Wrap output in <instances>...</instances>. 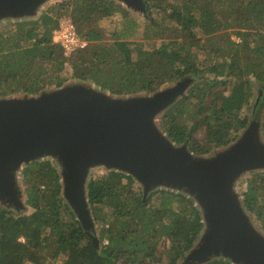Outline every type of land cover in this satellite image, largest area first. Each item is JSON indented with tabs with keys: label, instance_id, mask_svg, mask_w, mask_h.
Segmentation results:
<instances>
[{
	"label": "trees",
	"instance_id": "1",
	"mask_svg": "<svg viewBox=\"0 0 264 264\" xmlns=\"http://www.w3.org/2000/svg\"><path fill=\"white\" fill-rule=\"evenodd\" d=\"M164 1L145 0L149 14L154 6L163 15L144 34L160 40L155 48L137 43L133 49L119 29L101 24L117 13L127 16L116 0H63L37 19L3 24L0 97L37 95L70 77L118 95L152 93L190 78L186 93L159 116L176 144L208 154L236 141L261 114L264 133V96L252 111L255 84L264 92V0ZM63 16L89 41L71 55L53 39ZM22 177L33 210L17 213L0 205V264H49L60 257L63 264H178L204 229L185 193L159 188L143 199L131 175L110 171L88 182L97 247L65 202L50 159L31 162ZM247 182L244 204L264 228V172H252Z\"/></svg>",
	"mask_w": 264,
	"mask_h": 264
},
{
	"label": "water",
	"instance_id": "2",
	"mask_svg": "<svg viewBox=\"0 0 264 264\" xmlns=\"http://www.w3.org/2000/svg\"><path fill=\"white\" fill-rule=\"evenodd\" d=\"M50 1L0 0V26L37 19ZM117 1L149 13L145 0ZM190 81L118 95L75 79L37 95L0 97V205L24 212L22 170L50 159L61 176L65 202L99 247L87 190L92 171L104 167L131 175L143 199L159 188L193 198L204 229L178 264L214 259L264 264V232L236 190L244 174L264 170L262 114L228 146L196 155L159 125L160 114L186 93Z\"/></svg>",
	"mask_w": 264,
	"mask_h": 264
},
{
	"label": "rangeland",
	"instance_id": "3",
	"mask_svg": "<svg viewBox=\"0 0 264 264\" xmlns=\"http://www.w3.org/2000/svg\"><path fill=\"white\" fill-rule=\"evenodd\" d=\"M63 0H51L50 2H48L42 9L41 15L44 12V10H47L50 6H52L53 4H58L60 2H62ZM171 1H176V0H165L163 5H169V3H171ZM116 2L118 4L121 5V7L125 8L127 10V16L123 17L120 13H117L109 18H107L106 20L102 21L101 24L108 30H112L113 28H117L119 29V31L123 34L120 37L126 40H129L131 42V47L133 49L136 48L137 43L140 44H144L150 48H155L160 44V40H155V39H147L144 37V34L146 32L147 26L149 24V22H153L155 19L157 20H161V18L163 17L162 13L159 12V9L156 7H151L150 8V14H144L143 12L139 11V10H135L132 7H128L123 3H120L116 0ZM226 12L228 13V10H226ZM61 18H69L67 16H63ZM10 22V21H9ZM9 22L3 23V24H7ZM1 24V26L3 25ZM149 29H151V27H149ZM231 33V37L234 40H239V38L233 33V31H230ZM200 34V33H199ZM106 41H111V36L109 35L106 39ZM68 75H71V73L68 71ZM213 76V75H212ZM73 79V77H70V79L67 82H70ZM78 80V79H76ZM79 81V80H78ZM86 82V81H85ZM90 82V81H87ZM255 93H257V95L255 94L253 100H252V111H253V105L255 102H258L259 99L262 97V95H259V86L258 83L255 84ZM98 87V86H96ZM263 139H264V135H263ZM26 166H24L25 168ZM23 168V170H24ZM22 170V171H23ZM260 172H264V170L258 171V173ZM109 173V171H107L104 167H98L95 168L92 171V176L96 177V176H102L104 174ZM252 176V173L250 174H244L239 182L237 183V187L236 190L243 195V193L246 191L247 189V184H248V180L250 179V177ZM21 188L23 190V201L25 202L27 209L24 211V213H29L31 212L33 209L32 207H30L27 203V194L25 192V185L23 183V177H21ZM135 186L136 188H139L140 191L142 192V187L140 186V184L138 182L135 181ZM71 209V208H70ZM251 213V212H250ZM252 219L253 221L256 223L257 227L262 230L264 232V228L262 227L260 221H258L255 217V215L253 213H251ZM98 225H97V234H98ZM106 242V240L104 241ZM26 264H32L30 262H27ZM49 264H63V257H60L57 260H50Z\"/></svg>",
	"mask_w": 264,
	"mask_h": 264
},
{
	"label": "built area",
	"instance_id": "4",
	"mask_svg": "<svg viewBox=\"0 0 264 264\" xmlns=\"http://www.w3.org/2000/svg\"><path fill=\"white\" fill-rule=\"evenodd\" d=\"M53 39L58 42L66 55L84 49L89 41L77 30L76 24L69 18H61L58 26L53 30Z\"/></svg>",
	"mask_w": 264,
	"mask_h": 264
},
{
	"label": "flooded vegetation",
	"instance_id": "5",
	"mask_svg": "<svg viewBox=\"0 0 264 264\" xmlns=\"http://www.w3.org/2000/svg\"><path fill=\"white\" fill-rule=\"evenodd\" d=\"M264 90V89H263ZM258 91H259V95H262V96H264V92L262 91V89L260 88V89H258Z\"/></svg>",
	"mask_w": 264,
	"mask_h": 264
}]
</instances>
